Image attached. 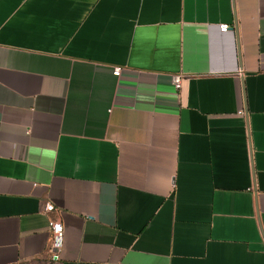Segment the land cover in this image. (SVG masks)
Wrapping results in <instances>:
<instances>
[{"label":"crops","instance_id":"obj_1","mask_svg":"<svg viewBox=\"0 0 264 264\" xmlns=\"http://www.w3.org/2000/svg\"><path fill=\"white\" fill-rule=\"evenodd\" d=\"M0 264H264V0H0Z\"/></svg>","mask_w":264,"mask_h":264},{"label":"built area","instance_id":"obj_2","mask_svg":"<svg viewBox=\"0 0 264 264\" xmlns=\"http://www.w3.org/2000/svg\"><path fill=\"white\" fill-rule=\"evenodd\" d=\"M220 30L222 32H227L230 30V26L227 24H222L220 25ZM122 73V68L117 67L114 68L113 74L117 77H119ZM182 81V76H176L174 78V83L175 85L179 86ZM56 208L53 204H47L45 207V212L47 213H52L55 212ZM50 232L52 236V242H51V247H50V252L52 255V260L53 261H58L60 260L61 257V251L64 245V240H65V229L60 220L52 221L50 223Z\"/></svg>","mask_w":264,"mask_h":264}]
</instances>
